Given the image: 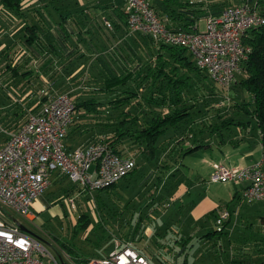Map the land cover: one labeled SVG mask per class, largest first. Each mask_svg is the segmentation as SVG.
Listing matches in <instances>:
<instances>
[{"label": "rangeland", "instance_id": "obj_1", "mask_svg": "<svg viewBox=\"0 0 264 264\" xmlns=\"http://www.w3.org/2000/svg\"><path fill=\"white\" fill-rule=\"evenodd\" d=\"M255 1L234 0V2H231V0H222L220 3H222V6H225L241 4L243 2L253 4ZM26 2L28 4L30 0H26ZM27 4H24V6ZM80 4L74 6V9L80 7ZM63 5L65 4L63 3ZM258 5L263 10L264 0L258 3ZM60 7L58 5V8ZM68 10L71 13V9ZM3 13L4 18H8L7 13ZM104 17L111 20L112 27H107V20ZM104 17H102L103 25H105L103 34L106 30L110 35L120 32L121 38L117 41V45L120 47L121 52L117 49H113V51L110 49L111 47H105L101 44L95 46V49L86 47L84 43L77 42L74 38L67 36L68 34H65L64 28H60L59 25L55 24L51 27L49 34H53L54 41H58L62 47L58 53L33 52L25 44L19 43L21 46L15 54L14 63L17 66L20 64L19 68L21 69H32L34 75L31 80H26L24 77H11L9 71H4L2 66L4 65V61L0 62V146L6 141L9 134L19 128L26 121L29 114L37 109L48 96L57 93H70L76 102L90 98H99L105 104H110L108 101L119 96V92L122 89L119 88V92L116 95L115 93L113 95H105L100 88L104 87L105 79L117 74V72L121 73L125 71L127 73V68L133 66L137 61L146 65L158 62L156 55L158 53H155L156 51L158 52V41L153 40L148 35L134 32L126 26L125 32L118 31L120 25H117L116 17L113 14ZM163 17L171 25V21H168L169 17H166L165 14ZM72 20L74 21L75 19ZM17 22L13 23L15 24L13 28L19 31L20 29L17 27H21L22 23L19 24ZM72 26L77 29L75 25ZM207 27L206 18L201 21L199 28L201 31H206ZM68 28L69 26L66 27V29ZM94 34L97 40H101L97 32ZM1 35L3 33H0V51L4 49L1 48L2 44L4 43L5 47L9 39L14 37V35L9 36V34ZM188 76L191 86L185 90L184 103L191 107L192 116L186 119L179 129L175 128L172 137H163L161 141H164V143L161 146L165 147L164 157L170 154L172 150L170 148L173 147L175 139L181 137L180 133H182V136L185 135L187 137L183 142V147L187 149L194 144L186 141L192 142L196 133L205 130H211V132L217 131L221 128L220 125H223V120L231 117V115L235 117H243L245 115L246 119L250 118V116L241 113V111L238 112L233 107L235 103H243L249 99L247 90L242 85L238 83L233 86L221 87L211 82L208 77L203 76L201 73H190ZM139 79H133L134 83L128 84L127 88L140 93L142 97L137 101H140L141 105L135 102L129 108L128 105L114 106L113 103L110 104V107L105 109L101 107L98 111L93 112L85 108L77 110L74 122L68 132L67 142L77 141L79 145H87L95 139L112 135L117 127V122L121 120L118 119L121 117L120 113L125 108L130 109L132 113L139 110L137 116H145L146 114L141 109L148 106L147 101L144 100V96L150 90L145 79ZM239 79L242 78L239 77ZM235 128L237 126L232 127L233 130H236ZM222 130L217 135L218 138L227 137L231 133L228 128L224 127ZM256 135L257 132H255V137ZM127 147L128 150L125 151V154L132 155L138 160V166H140L139 163L142 161H139V159L142 152L138 149V145L130 146L127 144ZM174 147L177 149L176 146ZM208 148L204 146L192 154H184L178 162L181 165V169L177 173V177L185 176V182L191 188L193 198L197 201L199 197L204 198L212 192L215 194L217 191L214 186L208 187L207 185L202 190L200 187L202 184L199 183L201 180L199 176L200 170H198V167H200L199 162H201L203 157L210 156ZM196 162L197 164L195 165ZM157 163H154L150 171L147 172L150 175V179L141 181L142 183L140 182V185L137 186L135 194L138 192V189L142 190L138 192L139 195L137 197L133 196L134 198H130V193H120L118 196L113 194L114 197L119 198L118 201L121 206L116 204L117 202L114 203L118 209L112 208L109 210V208L107 210V206L102 209L97 194L109 197L111 203L114 199L107 196L108 193L110 195L114 192L117 193L120 189L125 188L126 185H128V189L131 183L137 180V175H130L129 178L123 179L114 190H98L94 196L92 193H89L92 195L90 196L88 192L81 191L78 186L70 182L69 178L59 177L32 204L31 212L36 216L35 219L31 220L11 209L7 210L28 229L39 235L46 245H48L45 242L46 237L55 244L58 247L57 256L64 263L76 264L67 254L66 248L62 245L63 242L90 257L106 256L118 244L124 246L130 243L134 247H137V249L138 246L146 247V245H149L150 248L147 249L148 254L146 255L154 264H161V260L163 264H183L182 259H186L187 264H242L244 262L242 260L246 261L245 264H260L264 262V253H262L264 250V201H249L242 196L233 197V195H226L229 198L221 196L223 200L219 201L218 211L215 213L213 211L209 212L200 219L205 221H201V223H204L202 232L210 230L214 232L217 230V217L226 208L232 215L230 216L231 218L229 217L230 222L225 229L229 233L223 235L219 233L213 234L199 241L197 238L201 237L202 234L197 229V226L194 225L192 227L187 225L190 220H195L187 212L183 213L179 209V206L182 205L181 199L177 201L176 205H173L172 198L169 199V202L166 204L170 203L167 206H170L171 212L168 213L167 210L169 209L167 206L165 207L166 211L164 210L165 213L163 210L160 211V208H157V206L152 208V211L141 210V205L145 207L149 205L148 207H150V204L153 203L149 199L148 194H146V191L150 187L153 189V186L158 189L159 184L155 183L156 177L163 176L165 182L169 181L170 177L166 176L168 173L164 172L166 166ZM161 163H163V160ZM188 165L192 168H189ZM175 172L177 171L175 170ZM139 173L140 171L137 172V174ZM204 178L208 179L209 175H205ZM233 183L235 182H231L230 184L232 185ZM216 185L219 188L222 186V184ZM163 190L164 188H162L161 192ZM128 200L131 201L129 202L131 204L128 206L131 207L133 205L134 210H128V207V211L125 210ZM130 212H134V214L132 218L129 217L128 227L124 224L123 217ZM83 213L88 214L91 224L86 232H81L74 238V226L79 216ZM177 220L180 223L178 227L175 226ZM187 227L189 228L187 229ZM129 228L132 231L137 230L138 234L136 232L126 234ZM191 229L194 231L193 235L195 234L194 239L185 248L186 251L182 252L184 247L177 243V241L183 236H188V231H191ZM139 232L142 233L140 234ZM159 232L164 234V238L161 237V245H157L156 241L154 243L152 238L157 239V233ZM181 252L182 259L177 255Z\"/></svg>", "mask_w": 264, "mask_h": 264}, {"label": "built area", "instance_id": "obj_2", "mask_svg": "<svg viewBox=\"0 0 264 264\" xmlns=\"http://www.w3.org/2000/svg\"><path fill=\"white\" fill-rule=\"evenodd\" d=\"M125 11L130 30L158 42L187 48L197 66L223 87L236 82L242 71L250 51L244 43L248 32L264 24V16L250 2L229 6L209 16L206 31L199 27L170 28L158 15L152 0H126ZM106 25L110 28L112 22L107 20ZM75 114L70 93L50 95L0 146V264H61L39 237L23 231L8 216L11 209L35 219L31 206L50 185L53 173L68 176L91 193L119 181L135 166L134 159L121 156L105 141L69 149L66 139ZM210 179L223 183L245 182L242 197L264 201V159L244 167L215 162ZM230 216L228 209L218 215V229H222ZM86 264L152 262L127 243L116 245L106 256L93 257Z\"/></svg>", "mask_w": 264, "mask_h": 264}, {"label": "trees", "instance_id": "obj_3", "mask_svg": "<svg viewBox=\"0 0 264 264\" xmlns=\"http://www.w3.org/2000/svg\"><path fill=\"white\" fill-rule=\"evenodd\" d=\"M261 1L262 0H258V1L256 0L253 4L252 3L251 4L264 16V6L262 10L259 8L258 5V3H260ZM91 2L93 3L92 7H96L94 13L95 15L98 14L101 10L106 11L107 16L111 15L109 11V6L114 4L112 3V0H92ZM152 2L158 15L164 19L163 17L164 14L166 17H169V15H171L172 12H176L177 14L179 12V9H187L189 6H191L194 0H152ZM231 2H234V0H231ZM25 3L26 0H0V6L4 8L2 12L9 13L10 18L14 19L15 21H18L19 24L22 23L21 27L19 28L20 30L16 31L13 34L14 37L12 39H9L8 44H6L4 49L0 51V62L4 61L3 63L4 65H2L4 71H9L11 73V77H15V78L24 77L26 80H31V78L34 75V71L32 69H25V70L21 69L19 68L20 67L19 63L18 66L14 63L15 54L19 50V47L21 46L19 43L25 44V46L30 48L33 52L38 51L41 53H49V54L58 53L59 50L62 49V47L58 41L56 42L54 41L55 39L53 37V34L51 35L49 34L51 27H53L55 24L63 23L64 21L69 19H74V18L85 19L90 15L84 13L83 12L84 9H80V7L74 9V6H77V4L81 3V1H77V0H36L29 6L26 5L24 6ZM63 3L65 5H63ZM68 4H74V5H68ZM58 5H60L61 7L58 8ZM235 5L238 4L226 5L224 9L229 6H235ZM119 6L120 7H116L118 14L121 17L123 18L125 17L127 19V14L125 11L126 0L123 7L121 6V3L119 4ZM61 9L63 10L61 11ZM68 9H71V13L70 10ZM104 19L109 20L106 17H104ZM2 20H4L3 16L0 15V24H3ZM109 21L111 22V20ZM165 22L167 23L166 20ZM167 25L170 28L177 30L178 29L191 30L199 27V24L195 23V20L187 22V25H169L168 23ZM63 28L64 31H66L64 25ZM244 43L247 47L250 48V51H248L247 53V57L242 65V71L241 73L238 74L237 81L232 83L231 86L239 83L247 90L249 99L243 103H235L233 107L237 109L238 112L241 111V113L250 116V119L247 121L236 120V117L231 115V117L223 120V125L248 126L253 122L254 125L259 130V137L264 151V24L250 30L245 38ZM157 60H158V62L156 63L157 70L152 72V76L154 82L157 80L160 82L157 93L158 96L156 97V99L151 98L150 102L152 103L155 102L156 104H158V108L156 110L154 108L149 109V111L145 113L146 115L143 117H139L135 115L134 117L129 118L128 117L129 114H127L128 113L127 111L129 110L125 112L122 111L125 114L123 115V113H121L123 118L122 119L121 117L118 118L121 120L117 122V127L113 131V134L109 135L108 137L95 139L93 141V142L105 141L118 154H120L123 157H130L135 161V166L127 175L123 176L119 181L115 182L114 184L104 189H108L109 191L114 190L117 187L118 183L123 179L129 178L130 175L131 176L137 175V180L133 181L128 189H127L128 185H126L125 188L120 189L117 193L111 192L112 193L111 195L108 193L107 196H110L111 199H114V201L113 202L111 201V203L109 197L106 196L103 197L97 194L102 209L105 206H107V210L109 208H110L109 210H111L112 208L118 209V207L114 205V203L116 202H117L116 204L121 206L120 202L118 201L119 198L114 197L113 194L115 196H118L120 193L121 194L130 193L129 195L130 198L137 197L139 195L138 192L142 190L138 189V192L136 194H135V190L136 188H138L137 186L140 185L139 183L141 181L143 182L145 179H150V175H148L147 172L150 171L151 166L154 163L156 164L158 162L160 163V165L164 164V166H166L165 167L166 169L164 168V172L168 173L167 171H169L173 166H175V164H178V162L180 161L181 157L184 154L192 153L201 147L200 145L199 146L196 145L185 149L183 147V142L187 137L185 135L182 136V133H180L181 137L175 139V143L173 147L170 148L172 149L170 154H167L164 157L165 147L161 146V144L164 143V141L161 140H163L164 134L171 126H174L176 129H179L181 124H183L186 121V119L192 116L190 106L187 105L178 106V103L183 102V97L186 93L185 91L186 88L191 86V82L188 76L189 73H201L203 76L208 77L209 79L211 78L209 77V75H207L206 72L202 71L197 66L194 57L185 47L159 42ZM185 76H187L188 78ZM128 77L129 75L127 76L116 75L108 78L106 80V89L111 90L118 86H122L126 84V79ZM239 77L242 79H239ZM164 80L166 82L165 85L163 84ZM212 82L214 81L212 80ZM131 98H132L131 95L117 96L115 97V99L110 100V103L112 104L114 103V106H123L125 103H127L128 100H131ZM72 99L75 103L76 111L85 108L88 111L93 112V111H98L101 107H103V103L96 98L85 99L78 102H76L74 98ZM169 104H174L175 107L172 108L168 107V109L167 108L165 109L164 107L170 106ZM127 144L130 146L138 145L139 147L138 149H140V152H142V154L140 153V159H139V161H142L139 163L140 166H138V160H136L132 155L129 156L125 154V151L128 150ZM174 146H176L177 149H175ZM162 160L163 163H161ZM138 171H140L139 174H137ZM168 176L170 177L168 179L169 180L168 182H165L163 176L156 177L155 183L157 185L159 184L158 189L153 186V189H151L150 187L148 191H146V194H148L149 199H151L153 203L150 204V207H148L149 205H147L146 207L144 205H141L140 206L141 210L152 211L153 210L152 208H155L157 206V208H160V211L162 210L166 211L165 207L170 204V203L169 204L166 203L169 202V199L172 198V196L174 195L176 189L178 188V185L182 182L181 178L177 177V172L171 173ZM74 185L78 186L81 191L88 192V195L90 196L92 195L94 196V194H96L98 191V190L92 191L91 192L92 195H91L89 194L90 193L89 191H84L81 185L77 183H74ZM162 188H164L163 192H161ZM104 189H99V190H104ZM129 202L131 201L130 200L127 201L125 210H127V207L129 208L128 210H134L133 205H131V207L128 206L131 204ZM169 207L168 209H170ZM134 212H130L123 217L124 224L128 227H129L128 224L129 217L132 218ZM182 212L185 213L188 211H182ZM230 218L224 221L222 229L217 228V230H215L214 232L211 230L202 232L204 229V225H203L204 223H201V221L205 222L204 220H200V219L198 221L190 220L187 225L192 227L194 225L197 226V229H199L200 233L202 234L201 237L197 238V240L199 241L200 239L203 240L204 238H208L213 234L219 233L223 235L225 233L226 234L229 233L225 229L229 225ZM90 224L91 221L88 214L83 213L82 215H80L74 226L73 237L76 238L81 232H86ZM175 226L177 227L180 226L179 220H177V224L175 223ZM188 228L189 227H187V229ZM131 232H136V234H138L137 230L132 231V229L130 228L128 229V233L126 234H130ZM139 233L141 234L142 232ZM193 233L194 231H192L191 229V231H188V236H183L177 241V243H179L182 247H184L182 252L186 251L185 248L188 247L189 243H191L192 240L194 239L195 234L193 235ZM32 235L39 237L36 233ZM163 235L164 234L161 232L157 233L158 236L157 239H154V237H152L153 242L155 243L156 241L157 245H161L162 243L161 237H163ZM62 245L63 247L66 248V252L69 255V257L76 264H86L88 260L91 258L89 255L87 256L85 253L78 251L76 248L74 249V247L66 244L65 242H63ZM146 247L138 246V250H140L144 255H146L148 254L147 249H149L150 246L146 245ZM182 252L177 254L179 257H181V259H182V255H181ZM262 253H264V250ZM56 258L57 260L60 261L61 264H70L68 262L65 263L61 262L59 257ZM48 260L50 261V259ZM182 261L183 264H187L186 259H182ZM242 261H244L242 262V264H245L246 261L245 260ZM161 264H163L162 260H161ZM260 264H264V262H261Z\"/></svg>", "mask_w": 264, "mask_h": 264}, {"label": "crops", "instance_id": "obj_4", "mask_svg": "<svg viewBox=\"0 0 264 264\" xmlns=\"http://www.w3.org/2000/svg\"><path fill=\"white\" fill-rule=\"evenodd\" d=\"M34 1L35 0H30V2L28 4H27V2L25 4H27L26 6H29ZM82 1H84V2L82 4H80V9H84L83 12L90 15V16L86 17L85 19L74 18L75 19L74 21L72 19H70L69 21L66 20L63 23H60L57 25H59L60 28L63 27V25H64L65 29L67 26H69V28L66 29L65 34L66 35L68 34L67 36L74 38L77 42L80 41V42L84 43V45H86V47L88 46V47H92L95 49V46H99L101 44V45H104L105 47H111L110 49H112V50L117 49L119 52H121L119 49L120 47L117 45V41L121 38V33L117 32V33H112L110 35L109 32H106L107 31L106 30L104 33L106 35L103 34V30H105L104 29L105 25H103V18L102 17H104L107 12L104 10H101L98 14L95 15L94 13H95L96 7H92V5H93V3L91 2L92 0H82ZM119 1H121V2H119ZM221 1L222 0H194L193 4L191 6H189L187 9H179V12L177 14H176V12H172L171 15H169L168 21H171L170 22L171 25H180V24L187 25V22L195 20V23H198L200 25L201 21L206 19L209 15H216L222 9H224V7H226V5L222 6V4L220 3ZM197 2H200V3H197ZM112 3H114V4L113 5L109 4L110 5L109 11L111 14H113L116 17L115 20H117V25H120L118 31H124L125 26L128 27L127 19L125 17L124 18L121 17L118 14L116 7H120L119 6L120 3H121V6L123 7L125 0H112ZM3 9L4 8L2 6H0V15H2L3 19H4V20H2L3 24H0V33H3V35L9 34V36H13V34L16 32L15 28H13V27H15L14 26L15 24H13L15 22V20L14 19L12 20V18H10L9 13H7L8 18H4V15H3L4 13L2 12ZM199 9H201V10H199ZM70 21H72V23H70ZM69 23L72 25H75L77 27V29L73 28V26L70 25ZM17 28H20V26ZM67 30H69V32H67ZM95 32H97L99 34V36H100L99 38L101 40H97L94 37ZM3 35H1V36H3ZM1 48H4V43L2 44ZM155 53H158V52L156 51ZM71 59L73 60V58H71ZM127 69H128L127 73H125V71H122L121 73L117 72V74L110 76V77H113L116 75H122V76L129 75V77L126 79V84H124L122 86H118V87L111 89V90L110 89L107 90L106 89V80L108 78H110V77H108L107 79L104 80V87H100L102 92L105 95H108V94L113 95L114 93L116 95V94H118L117 92H119L118 90L120 88L122 90H120L119 96H128V95L132 96L131 100H128L127 103H125L124 105H128L129 108L135 102L138 105H141V102L137 101L142 97V96H140V93H137L136 91L130 90L129 88H127V86H128V84L130 85V84L134 83L133 79L134 80L138 79V78H140L139 80L145 79V81L149 85L150 92L144 96V100L147 101V103L149 101V103L147 104L148 105L147 107H145L141 110L143 111V113H147L149 111V109H152V108H154L156 110L158 108V104H156L155 102L154 103L150 102L151 98L156 99V97L158 96L157 93H158L160 82L158 80L154 82L153 76H152V72L157 70L156 63L155 64L150 63L149 65H146L140 61H137L133 66L128 67ZM185 77H187V76H185ZM210 81L212 82L211 79H210ZM213 83H215V82H213ZM163 84L164 85L166 84L165 80H164ZM215 84H217V83H215ZM218 86H220V85H218ZM187 88H189V87H187ZM187 88H186V90H187ZM140 90H142V89H140ZM96 99H98L100 102L103 103L104 109L107 107H110V104H112V103L105 104L104 101H101L99 98H96ZM184 100L185 99L183 97V103H184ZM108 102H110V101H108ZM183 103L182 102L178 103V106H184L185 103L184 104ZM169 105L170 106H165L164 108L168 109V107H170V108L175 107L174 104H169ZM40 108H41V105L39 107H37V109H35L33 112L39 110ZM127 110L130 111V109H126V108L123 111L125 112ZM129 111H127L128 112L127 114H129L128 117L131 118V117H134L135 115H137L139 110L135 111L134 113H132L131 111L129 113ZM124 112H121V113H123V115H124L125 114ZM121 113H120V115H121V119H122L123 116ZM249 119L250 118L246 119L245 115H243V117H240V116L236 117V120H242V121H247ZM220 126H221V128L218 129L217 131H214V132H211V130L210 131H208V130L199 131L198 133L195 134V138L193 137L192 142L186 141V142L194 144L193 146H196V145L199 146L200 145L201 147L198 148L197 150L203 148L204 146L209 147L208 151L210 152V156L203 157L201 162H199L200 167H198V170H200L199 176L201 178L199 183L202 184V185H200V184L199 185L202 188V190L205 189L206 185L208 187L214 186V188H216V190H217L215 192V194L212 192L211 194L205 196L204 198L199 197V200L197 201L196 199L193 198L191 188L188 187V184L185 182V178H184L185 176L180 177L182 182L178 185V188L176 189L174 195L172 196L173 203H174L173 205H176L177 201L179 199H181L182 205L179 206V209H181L182 211H188L187 213L195 221H198L199 219L204 217V215H206L209 212H212V211H213V213L217 212L218 211V204L220 203L219 201L223 200V198L221 196H223V197H225L226 195H229V196L233 195V197L242 196V191L247 184L245 182H241V183H233L231 185L230 183L212 182L210 178H211V174L213 172V163L220 162V163H222L228 167H244V166H247L249 164L258 162L261 159H263V157H264V155H263L264 151H263L262 144H261L260 137H259V130L254 125L253 122H252V124H249L248 126H245V125H243V126H237V125L224 126L226 129L228 128L229 131L231 132L227 137H224V138H218V136H217L221 133V131H223L222 129H224L223 125H220ZM234 126H237V128H239V129L235 128L236 130H233L232 127H234ZM70 129H71V127H70ZM174 130H175V127L171 126L166 131L164 136H166L168 138L172 137L174 134L173 133ZM255 132H257L256 137H255ZM66 145L69 149H73V148L79 146L77 141H73L71 143H68L67 140H66ZM197 150H195V151H197ZM194 152H192V153H194ZM192 153H190V154H192ZM196 164H197V162L195 163V165ZM94 167L95 166H93L92 169H94ZM188 167L192 168L189 165H188ZM180 169H181V165L175 164V166H173L168 171L167 176L170 173H174L175 170H178L177 173H179ZM205 175H209V178L208 179L204 178ZM59 177H66L67 179L69 178L66 175L61 174L60 172H55V173H53V175L51 177L50 185L55 180H58ZM70 182H72V181H70ZM216 184H220V185L222 184V186L219 188ZM199 193L201 194V192H199ZM229 196H226V197L229 198ZM182 197H183V199H182ZM185 198H186V200H185ZM180 207H182V208H180ZM226 207H228V206H226ZM187 208H188V210H186ZM168 212H171L170 209L167 210V213ZM40 239L44 242V240L41 237H40ZM45 240H46L45 242L48 245H46L45 243H43V244L47 246V248L49 249V252L54 257L55 256L58 257L57 256L58 247L55 244H53L47 237L45 238ZM113 249L114 248H112L111 250H113ZM91 258H93V257H91Z\"/></svg>", "mask_w": 264, "mask_h": 264}, {"label": "water", "instance_id": "obj_5", "mask_svg": "<svg viewBox=\"0 0 264 264\" xmlns=\"http://www.w3.org/2000/svg\"><path fill=\"white\" fill-rule=\"evenodd\" d=\"M0 209H2V207L0 206ZM8 216L10 217V219L12 221H14L16 224H18L21 229L29 234H34L30 229H28L25 225H23L17 218H15L12 214H8Z\"/></svg>", "mask_w": 264, "mask_h": 264}]
</instances>
